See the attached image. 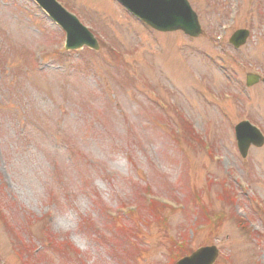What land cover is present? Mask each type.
I'll list each match as a JSON object with an SVG mask.
<instances>
[{
	"label": "rangeland",
	"instance_id": "1",
	"mask_svg": "<svg viewBox=\"0 0 264 264\" xmlns=\"http://www.w3.org/2000/svg\"><path fill=\"white\" fill-rule=\"evenodd\" d=\"M58 1L97 50L0 0V264H174L211 245L213 264H264V144L242 157L233 135H264V84H244L264 76V0H187L195 38Z\"/></svg>",
	"mask_w": 264,
	"mask_h": 264
},
{
	"label": "water",
	"instance_id": "2",
	"mask_svg": "<svg viewBox=\"0 0 264 264\" xmlns=\"http://www.w3.org/2000/svg\"><path fill=\"white\" fill-rule=\"evenodd\" d=\"M121 1H123V3L127 5V7H129L126 0H121ZM176 6L180 11L179 14L182 18L181 20H179V24H177L176 26H172L171 28L162 27L160 29L165 30L167 28L168 29L181 28L185 33H188L189 35H193V36L197 35L198 27L196 23V18L194 13L189 8L186 0H177ZM132 10L135 12L134 8ZM73 20H74L73 17H71L69 21L70 24L74 23ZM74 25L76 24L74 23ZM245 37H246V31H243L241 32V35L239 37H235L232 40V42L234 43L235 46H239L240 44H243ZM85 38L86 39L83 42H85L87 46L97 48V45L93 39L91 38L88 39L87 37ZM75 41L76 43H78L79 38H77ZM83 42L81 41L78 44H73L69 46L70 47L81 46ZM247 79H248L247 81L248 85L257 81V78L253 76H248ZM235 135L237 139V146L242 156H245L247 148L249 147L250 144H253L255 146H260L263 142V139L260 136V133L257 131V129L249 125L247 122H241L238 125H236ZM216 256H217V250L214 247H202L197 249L191 255L182 258L176 264H212Z\"/></svg>",
	"mask_w": 264,
	"mask_h": 264
}]
</instances>
